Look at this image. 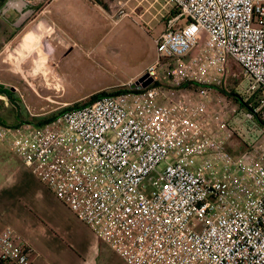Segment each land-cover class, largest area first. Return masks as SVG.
I'll return each instance as SVG.
<instances>
[{
	"label": "built area",
	"instance_id": "2783aa9c",
	"mask_svg": "<svg viewBox=\"0 0 264 264\" xmlns=\"http://www.w3.org/2000/svg\"><path fill=\"white\" fill-rule=\"evenodd\" d=\"M168 1L149 85L0 124V142L126 264H264V0ZM230 60L261 92L248 107L217 92ZM241 111L259 129L246 141L230 123ZM32 254L0 231V264Z\"/></svg>",
	"mask_w": 264,
	"mask_h": 264
},
{
	"label": "rangeland",
	"instance_id": "374dc122",
	"mask_svg": "<svg viewBox=\"0 0 264 264\" xmlns=\"http://www.w3.org/2000/svg\"><path fill=\"white\" fill-rule=\"evenodd\" d=\"M122 1L126 15L121 18L114 13L113 25L107 23L105 28H95L84 38L73 30H67L65 36L68 44L63 51H57V56L52 61L53 69L60 78L56 75L48 78L47 73L44 76L43 72L46 70L41 72L42 79L38 77L32 80L28 77V83L26 81L25 89H20V93L28 112L33 114L34 118L51 116L62 109L63 104H81L87 101L91 94L100 90L112 91L129 87L140 76H136L139 71H145L155 62V40L165 29L170 18L177 13V9L168 0ZM184 21L182 18L178 24ZM105 35L106 37H102ZM101 37L104 41L100 40ZM87 40H96L100 46L95 47L89 56H84L82 53L86 49ZM49 52H52L51 48ZM21 58L19 56L15 60V70L22 68ZM228 67L229 78L225 84L218 86L217 92L231 104L240 105L239 97L251 96L250 92L246 91L247 78L236 61L230 60ZM41 68L43 65H38L36 69ZM165 68L166 65L161 69V73L166 72ZM258 96L259 93L252 102ZM211 105L215 107L214 103ZM234 120L233 125L245 141L252 139L259 132L252 121L245 119L242 111L235 115ZM46 196L43 189H37L32 201L26 205L30 208L31 216H35L36 227L43 225L36 215L49 225L43 241L50 246L45 245L55 254L58 264H126L102 244L96 235L76 223L66 211L59 210L58 205Z\"/></svg>",
	"mask_w": 264,
	"mask_h": 264
},
{
	"label": "crops",
	"instance_id": "0c3cea01",
	"mask_svg": "<svg viewBox=\"0 0 264 264\" xmlns=\"http://www.w3.org/2000/svg\"><path fill=\"white\" fill-rule=\"evenodd\" d=\"M113 3L114 0H9L0 8V124L14 127L47 123L37 124L44 118H34L28 112L20 89H25L29 76L36 80L43 70H46L43 75L47 73L48 78L51 75L60 78L53 69L52 61L57 51H63L68 44L65 36L67 30H73L84 38L95 28H105L107 23L113 25ZM102 37L100 40L104 41ZM86 44L82 53L84 56H89L95 47L100 46L96 40H87ZM50 48L52 52H49ZM19 56L22 57V68L18 71L14 65ZM38 65H43V68L36 69ZM143 72L139 71L136 76ZM160 74L163 75L164 71ZM230 117L233 125L235 116ZM37 189H43L46 197L57 204L59 210L66 211L76 223L95 235L50 189L37 180L16 154L0 142V231L10 226L20 240L33 249V264H58L55 254L47 249V242L43 241L49 225L36 215L43 224L36 227L35 216H31L30 208L26 205L32 201Z\"/></svg>",
	"mask_w": 264,
	"mask_h": 264
},
{
	"label": "trees",
	"instance_id": "16d2710c",
	"mask_svg": "<svg viewBox=\"0 0 264 264\" xmlns=\"http://www.w3.org/2000/svg\"><path fill=\"white\" fill-rule=\"evenodd\" d=\"M173 12H175V10H173ZM135 89L133 88H130V87H122V88H119V89H116V90H112V91H105V90H100V91H97L93 94H91L89 96V99L81 104H84V103H88V102H92L93 100H95L96 98H98L99 96H102V95H105V94H117V93H120V92H125V91H134ZM259 93V96L256 98V99H259L260 95H261V92L259 89H257L254 93L251 94V96L245 101L242 97H239L240 98V104L242 106H245V107H248V103L251 102L253 100V98L255 97V95ZM230 94V92H229ZM81 104H73L71 106H68V107H64L62 109H60L58 112L52 114L51 116H47L46 118H44L43 120L41 121H38L37 124H43L45 122H49L51 121L53 118H55L58 114L62 113L64 110L66 109H70L72 107H77Z\"/></svg>",
	"mask_w": 264,
	"mask_h": 264
},
{
	"label": "water",
	"instance_id": "95a60500",
	"mask_svg": "<svg viewBox=\"0 0 264 264\" xmlns=\"http://www.w3.org/2000/svg\"><path fill=\"white\" fill-rule=\"evenodd\" d=\"M9 0H0V8L7 3ZM152 82V78L148 77L147 73L141 74L134 82H132L129 87L130 88H141V87H146Z\"/></svg>",
	"mask_w": 264,
	"mask_h": 264
}]
</instances>
